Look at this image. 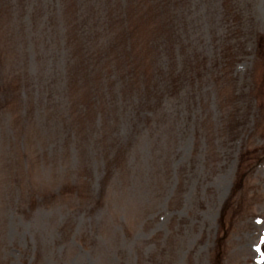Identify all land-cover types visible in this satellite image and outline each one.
<instances>
[{
	"label": "rangeland",
	"instance_id": "374dc122",
	"mask_svg": "<svg viewBox=\"0 0 264 264\" xmlns=\"http://www.w3.org/2000/svg\"><path fill=\"white\" fill-rule=\"evenodd\" d=\"M140 1L0 0V264H264V0Z\"/></svg>",
	"mask_w": 264,
	"mask_h": 264
}]
</instances>
